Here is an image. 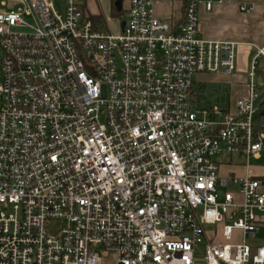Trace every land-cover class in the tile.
I'll return each mask as SVG.
<instances>
[{"label": "built area", "instance_id": "built-area-1", "mask_svg": "<svg viewBox=\"0 0 264 264\" xmlns=\"http://www.w3.org/2000/svg\"><path fill=\"white\" fill-rule=\"evenodd\" d=\"M1 1L0 264H264L263 180L221 173L264 152V48L232 110L195 76L239 44L202 37L195 0L180 24L129 0L117 33L82 0Z\"/></svg>", "mask_w": 264, "mask_h": 264}, {"label": "crops", "instance_id": "crops-1", "mask_svg": "<svg viewBox=\"0 0 264 264\" xmlns=\"http://www.w3.org/2000/svg\"><path fill=\"white\" fill-rule=\"evenodd\" d=\"M195 1L200 3L198 14L202 37L207 40H212V42L227 41L239 44L237 48L236 70H239L238 72L240 74L236 75L235 78L237 80V87L240 89L239 92L235 93V97L238 99L246 97V84L251 59L256 54L257 48H264V0ZM207 2L213 3L214 8L211 11H207L205 8ZM90 3L88 0H85V8L96 24L103 29H109L115 33L121 30L123 22L128 17L126 10L129 5V0H97L98 7L93 12L90 10ZM119 3H121L122 9L119 8ZM7 4L14 3H4L0 0V11L9 10ZM243 4L253 6L254 10L243 13L240 10V5ZM154 11L157 17L169 19L180 24L184 14V3L179 0L156 2ZM120 17H124L122 22L118 21ZM112 18H118L115 27L110 25ZM261 103L262 101L258 104L259 111L255 116V121L258 124L264 123V110ZM234 104V101H231L224 105L234 110ZM252 160L262 162V164H252L251 162L250 168L248 169L241 158L234 157L232 163L227 162L223 166L225 168L222 175H234L238 178L245 177L251 173L252 176L263 180L262 182L264 183V152L258 158ZM257 218L260 225L259 231L254 237H250V239L253 240L256 247H264V212L258 213ZM248 243L250 244V241Z\"/></svg>", "mask_w": 264, "mask_h": 264}, {"label": "rangeland", "instance_id": "rangeland-1", "mask_svg": "<svg viewBox=\"0 0 264 264\" xmlns=\"http://www.w3.org/2000/svg\"><path fill=\"white\" fill-rule=\"evenodd\" d=\"M85 2V0H82ZM55 9L58 11L60 15H63L65 12V0H52ZM88 2H91L89 7L90 10L96 11V8L98 7L97 0H88ZM14 6V4H7V8L11 9ZM110 18V17H109ZM118 19V18H117ZM117 19L112 18L110 20V25L115 27V23ZM124 20V17H120L118 19L119 22H122ZM1 57H2V50L0 47V64H1ZM237 69V68H236ZM239 70H236L232 72L231 74H212V73H199L195 76V83L197 82L198 84L201 85L202 90L204 93H207V101L210 102L212 105H217L219 107H225L224 104H227L231 101H234L235 104H237V97H235V93L239 92V89L237 87V80L235 78L236 75H239L240 73L238 72ZM234 74V75H232ZM3 78V68L2 65H0V82L2 81ZM236 80V81H235ZM256 84L258 87L261 86V79L259 77H256L255 79ZM264 89V88H262ZM0 104H2V100H0ZM234 104V105H235ZM224 105V106H223ZM264 110V106H263ZM252 164H262V162H255L251 161ZM223 167L221 169V173L223 174L224 172ZM59 227L58 223H55L54 226L48 227L49 232L54 233ZM248 242L250 241L251 246L253 247V250L256 249V245L253 243V240L248 237ZM239 234L236 233L235 235V242H239Z\"/></svg>", "mask_w": 264, "mask_h": 264}, {"label": "water", "instance_id": "water-1", "mask_svg": "<svg viewBox=\"0 0 264 264\" xmlns=\"http://www.w3.org/2000/svg\"><path fill=\"white\" fill-rule=\"evenodd\" d=\"M118 6H119L120 9H122L121 8V3H119ZM124 26H125V22H123V24H122V27H124ZM261 104H262L261 106H264V100L262 101Z\"/></svg>", "mask_w": 264, "mask_h": 264}, {"label": "trees", "instance_id": "trees-1", "mask_svg": "<svg viewBox=\"0 0 264 264\" xmlns=\"http://www.w3.org/2000/svg\"><path fill=\"white\" fill-rule=\"evenodd\" d=\"M99 21H100V18H99Z\"/></svg>", "mask_w": 264, "mask_h": 264}]
</instances>
